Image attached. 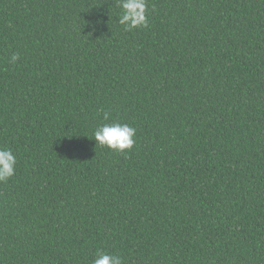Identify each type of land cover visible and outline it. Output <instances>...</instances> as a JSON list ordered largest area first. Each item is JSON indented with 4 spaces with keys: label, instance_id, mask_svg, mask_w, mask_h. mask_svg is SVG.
Instances as JSON below:
<instances>
[{
    "label": "trees",
    "instance_id": "16d2710c",
    "mask_svg": "<svg viewBox=\"0 0 264 264\" xmlns=\"http://www.w3.org/2000/svg\"><path fill=\"white\" fill-rule=\"evenodd\" d=\"M121 14L0 0V148L17 158L0 264H264V0H147L131 31ZM113 122L131 150L93 138Z\"/></svg>",
    "mask_w": 264,
    "mask_h": 264
},
{
    "label": "clouds",
    "instance_id": "9594fccd",
    "mask_svg": "<svg viewBox=\"0 0 264 264\" xmlns=\"http://www.w3.org/2000/svg\"><path fill=\"white\" fill-rule=\"evenodd\" d=\"M118 6L122 9L119 23L124 25L126 30H133L147 26V0H118ZM19 59L18 55L12 56V62ZM109 119V113L104 112V120ZM136 129L128 124L113 122L99 126L93 138L102 146L117 151L125 152L131 150L135 144ZM17 158L15 153L5 147L0 148V182L10 179L16 170ZM94 264H123L121 257L106 252H98Z\"/></svg>",
    "mask_w": 264,
    "mask_h": 264
}]
</instances>
